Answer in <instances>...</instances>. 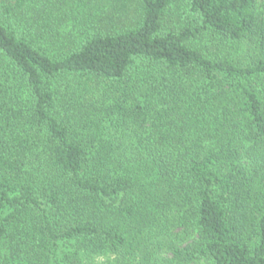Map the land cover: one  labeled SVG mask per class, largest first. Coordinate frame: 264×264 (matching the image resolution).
<instances>
[{"label":"trees","instance_id":"trees-1","mask_svg":"<svg viewBox=\"0 0 264 264\" xmlns=\"http://www.w3.org/2000/svg\"><path fill=\"white\" fill-rule=\"evenodd\" d=\"M0 264H264V0H0Z\"/></svg>","mask_w":264,"mask_h":264},{"label":"rangeland","instance_id":"rangeland-1","mask_svg":"<svg viewBox=\"0 0 264 264\" xmlns=\"http://www.w3.org/2000/svg\"><path fill=\"white\" fill-rule=\"evenodd\" d=\"M33 4H35V3H33ZM33 4H32V5H33ZM32 5H31V6H32Z\"/></svg>","mask_w":264,"mask_h":264}]
</instances>
